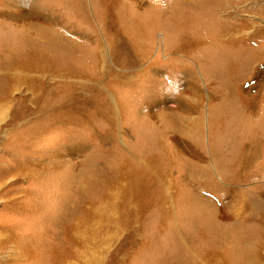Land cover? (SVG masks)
Segmentation results:
<instances>
[{
	"label": "rangeland",
	"instance_id": "obj_1",
	"mask_svg": "<svg viewBox=\"0 0 264 264\" xmlns=\"http://www.w3.org/2000/svg\"><path fill=\"white\" fill-rule=\"evenodd\" d=\"M0 264H264V0H0Z\"/></svg>",
	"mask_w": 264,
	"mask_h": 264
},
{
	"label": "bare ground",
	"instance_id": "obj_2",
	"mask_svg": "<svg viewBox=\"0 0 264 264\" xmlns=\"http://www.w3.org/2000/svg\"><path fill=\"white\" fill-rule=\"evenodd\" d=\"M42 58H43V56H42ZM31 61L28 63V62H25L24 60L23 61L17 60L14 63H12L13 65L11 64V66H10L11 69L8 70V72H6V76L8 77L9 82L12 84V86H14L15 84H19L21 82H28L30 79L28 76V75H30L29 73L32 72L33 70L38 71L39 66H37L34 63H31ZM39 71H41V70H39ZM42 72H44V71L42 70ZM35 82H37V81H35ZM107 198L109 199V197H107ZM98 206H96V207H98ZM96 207H95V205H91L90 214L87 217H83V218H80L79 220H77V223L75 224V226L73 228V232H75V235L80 240V243H81L80 245H82V247H85V248H87V247L89 248L88 245L90 242L89 241L90 237L93 235L92 232L93 231L95 232V229L97 230L100 228L101 225H98V224H100L103 221H107V220L109 221V217L104 212H102V214H100L98 216L99 220L95 222V219L98 215L95 212ZM95 225H96V227H95ZM102 226H104V225H102ZM75 256L80 257V255L78 253H76Z\"/></svg>",
	"mask_w": 264,
	"mask_h": 264
}]
</instances>
